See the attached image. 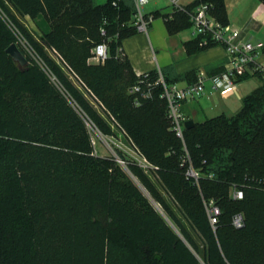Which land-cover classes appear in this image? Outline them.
<instances>
[{"label":"trees","instance_id":"16d2710c","mask_svg":"<svg viewBox=\"0 0 264 264\" xmlns=\"http://www.w3.org/2000/svg\"><path fill=\"white\" fill-rule=\"evenodd\" d=\"M201 1L229 22L226 0H193L189 6ZM0 8L24 31L37 56L20 46L0 14V264H264L260 75L262 83L243 96L235 114L195 121L184 127L182 138L159 96L161 86L140 105L130 92L138 76L119 48L138 31L134 0H0ZM18 15H45L51 24L36 39ZM152 15L163 16L170 33L191 27L183 11L172 18L159 10ZM104 40L109 57L90 63L93 48ZM200 40L186 41L187 53L215 45ZM13 42L27 55L26 66L6 52ZM65 68L107 104L153 165L155 180L135 161L128 163L152 200L114 157L92 154L83 114L104 133L112 130ZM147 72L152 80L158 76V69ZM194 72L171 78L162 71L170 83L191 81ZM140 110L146 113L138 117ZM236 187L243 188V198H233ZM211 201L220 210L215 223ZM237 213L244 216L239 228L233 224Z\"/></svg>","mask_w":264,"mask_h":264},{"label":"built area","instance_id":"2783aa9c","mask_svg":"<svg viewBox=\"0 0 264 264\" xmlns=\"http://www.w3.org/2000/svg\"><path fill=\"white\" fill-rule=\"evenodd\" d=\"M149 1L134 0L133 24L141 32H148L150 22L154 18L151 13L144 11V6ZM167 1L172 6L167 18H172L174 11L185 12L189 15L193 35L201 37L200 45H221L226 54V61L219 73L208 75L205 71L200 70L195 80L186 83L167 82L161 69H158V76L154 80L150 78L147 71L137 73L138 82L130 88V92L136 95L135 104L140 105L143 100L152 98L157 86H161L159 96L166 100L167 114L172 122V128L178 136L183 138L184 123L187 120L182 110L185 100L198 98L207 92H219L222 96H229L236 92L241 77L246 74L260 75L264 81V61L260 58L264 54V42H254L242 37L239 28L230 22H222L212 13V4L208 2L201 1L190 7L189 4L193 0H187V2L183 0ZM101 31L102 34L106 33L104 28ZM119 49L121 55H124L122 47ZM108 57L109 44L107 40H104L93 48L89 62L104 63ZM189 173L197 177V172L194 169H191ZM232 196L236 199L243 198V188H234ZM208 211L211 222H217L220 210L213 201L210 202ZM233 224L238 228L244 225L242 213L234 215Z\"/></svg>","mask_w":264,"mask_h":264},{"label":"rangeland","instance_id":"374dc122","mask_svg":"<svg viewBox=\"0 0 264 264\" xmlns=\"http://www.w3.org/2000/svg\"><path fill=\"white\" fill-rule=\"evenodd\" d=\"M97 3H103L106 0H95ZM187 2V0H183ZM229 8L236 13L239 10V5H241L242 9H246L250 0H226ZM245 6V7H244ZM162 8L164 10L171 9L172 6L169 5L167 0H150L144 6V11L149 13L152 8ZM0 14L3 18L8 22L11 26L14 36L16 37V41L20 44L24 50L37 57L33 47L30 45L28 39L26 38V34L22 29L18 26L14 25L10 18L4 13V11L0 8ZM20 22L25 27V29L36 39H39L40 35L50 27V21L47 19L45 15H39L35 18H31L30 16H20L18 15ZM149 28V27H148ZM191 30V29H190ZM186 29L183 33L188 34ZM261 36L253 39L252 41L256 42L258 39L264 40V29L260 31ZM51 55L58 60L62 58L56 51H51ZM261 60L264 61V55L260 56ZM65 71L69 74V76L74 80V82L82 89L86 97L90 100L93 107L96 109L98 115L102 118V121L107 123L112 130V134H106L102 131V129L93 121L88 120L83 114V121L85 123L86 129L90 135L91 142L93 145L92 154L97 157H114V160L122 167V169L128 173L133 180L140 186L142 191L149 197V193L139 182L137 177L133 175L130 168L128 167L129 162H136L137 165L153 180L156 179L155 173L153 172V165L147 160L144 154L140 151V149L135 145L131 138H129L122 127L121 124L115 119L116 117L110 112L107 104L103 103L100 99H97L95 96L91 94L87 86L83 81L78 77V75L72 70H68L65 68ZM262 83L259 75H251L248 78L242 80L239 86V92L226 98L222 96L219 92H213L207 97V94H204L195 99L185 100L182 104V110L185 113L187 118H190L189 115H192L191 108H198L199 112L197 115H193L195 121L201 122L208 117H213L218 114H226L233 115L235 114L242 105L243 96L251 92L254 88ZM204 106V110L201 108V104ZM144 110H140L138 113V117H141L145 114ZM121 151L123 155H125V159L120 158L117 150ZM162 192L164 190L160 188ZM152 200V198L150 199ZM152 203L157 210L163 214L169 222L174 225V223L167 217L166 213L162 210L160 205H158L155 201ZM174 210H177L176 208Z\"/></svg>","mask_w":264,"mask_h":264},{"label":"crops","instance_id":"0c3cea01","mask_svg":"<svg viewBox=\"0 0 264 264\" xmlns=\"http://www.w3.org/2000/svg\"><path fill=\"white\" fill-rule=\"evenodd\" d=\"M239 6V10L234 13L226 2L228 21L240 29L241 35L245 39L253 40L261 36L260 31L264 29V4L259 0H250L246 9ZM156 10L169 14L172 9L164 10L154 7L149 13L152 14ZM186 29L190 30L191 27L170 33L164 17H154L150 22L148 32L137 31L123 39L124 57L130 61L136 74L161 69L169 77L176 78L193 70L195 79L200 70L205 71L208 75L219 73L226 61L224 47L214 45L195 53H187L184 43L194 39L195 36L192 29L188 31V34H184ZM257 41L264 42L262 39ZM176 82L186 83L190 80L184 78ZM240 82L233 94L239 92ZM206 94L209 97L211 93L207 92ZM199 103L204 110L202 102ZM191 112L192 115L189 117L193 118V115H197L199 110L191 108Z\"/></svg>","mask_w":264,"mask_h":264},{"label":"water","instance_id":"95a60500","mask_svg":"<svg viewBox=\"0 0 264 264\" xmlns=\"http://www.w3.org/2000/svg\"><path fill=\"white\" fill-rule=\"evenodd\" d=\"M6 52L16 61L21 67L26 66L28 64V58L25 52L20 48L17 42L11 43L7 48ZM195 124V120L193 118H188L185 121V126L187 128L192 127Z\"/></svg>","mask_w":264,"mask_h":264}]
</instances>
